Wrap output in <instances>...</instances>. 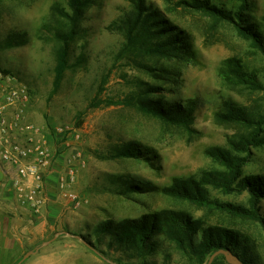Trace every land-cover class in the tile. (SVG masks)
Wrapping results in <instances>:
<instances>
[{"label":"rangeland","instance_id":"374dc122","mask_svg":"<svg viewBox=\"0 0 264 264\" xmlns=\"http://www.w3.org/2000/svg\"><path fill=\"white\" fill-rule=\"evenodd\" d=\"M196 1L94 0L78 21L80 31L69 45L71 67L59 84L58 34L71 28L67 0L0 1V69L27 85L29 118L49 135L54 160L40 215L52 209L58 214L52 232L16 252L13 264L57 232L59 239L49 246L70 241L86 246L88 256L81 255L79 264H208L212 255L202 263L163 235L145 258L117 242L128 220L166 211L189 214L205 234L246 238L247 253L230 252L264 264V228L257 220L167 191L174 178L191 179L218 204L252 208L249 191L227 193L209 182L208 174L225 167L208 152L245 155L234 144L248 138L253 126L229 119L227 102L255 120L264 116V91L234 74L241 64L264 84V52L231 20L197 9ZM207 1L230 16L246 5L241 24L264 43V0ZM136 19L140 23L130 36L126 23ZM132 37L141 38L142 49L129 45ZM174 37L182 38V50L154 53L145 40ZM189 100L197 102L191 129L138 107L143 101L176 111ZM128 148L135 156L122 155ZM240 180L264 181V144L252 148ZM258 205L264 215V197ZM211 264L230 263L218 254Z\"/></svg>","mask_w":264,"mask_h":264},{"label":"trees","instance_id":"16d2710c","mask_svg":"<svg viewBox=\"0 0 264 264\" xmlns=\"http://www.w3.org/2000/svg\"><path fill=\"white\" fill-rule=\"evenodd\" d=\"M93 2L94 0H67L71 13L65 12V15L70 19L71 28L67 32L58 34L59 39L63 43V47H61L57 52L56 82L58 84L64 78L65 72L71 67L69 45L80 31L77 29L78 21L82 18V15L86 11L87 7ZM195 3V7L199 10L219 18L231 20L244 38L252 40L253 43L264 52V43L260 36L251 31L249 28L243 27L241 24L244 11L248 9L246 5L242 4L240 10L233 14V16H230L216 5L209 3L207 0H197ZM141 8L142 7L139 5V12H141ZM139 19H141L140 16ZM139 19H136L133 22L128 21L126 23L130 36H132L137 30L140 23ZM145 22L147 23L146 19L142 21V24ZM127 39L130 46L142 49L143 42L141 41V38L132 37ZM156 39L161 40L156 41ZM181 39L182 38L178 37L145 38L148 49L154 53H167L170 50H182V46L180 45V43H182ZM139 43H141L142 46ZM234 74L243 82L249 83L254 88L262 89L264 91V84H261L258 76L245 71L243 65H235ZM131 103L134 104L133 100H131ZM196 103V101L189 100L187 101V104H184L178 108V110L168 112L157 107H151L143 101H140L138 107L143 111L158 115L173 124L185 126L188 129H191V125L194 121ZM227 103V117L232 120L252 125L253 131L248 138L239 144V146L234 144L237 149L245 152V155L243 156L234 155L229 151L226 152L217 148L208 152L209 155L224 165L225 170L220 173H210L207 178L210 183L220 187L227 193L236 191L242 192L245 190L249 191L251 194L252 208L246 209L233 204H218L203 194L199 190L197 182L191 179L174 178L173 184L167 188V191L174 196L189 200L198 205H215L233 209L237 214L257 220L264 228V215L260 213L258 205L259 199L264 197V181L257 183L256 181L247 182L240 180L242 168L249 162L250 155L252 154V148L264 144V116L255 120L247 116L245 111L240 107L235 106L230 102ZM95 105H101V101L98 100ZM134 154L135 151L132 148H128L122 153V155L127 157L133 156ZM158 235H163L171 240H174L183 250L197 256L202 263H204L216 251L221 249L232 252L236 251L237 254L239 253L238 249L241 253H247L248 251L246 238L241 241L238 237L234 236L225 237L212 234L209 235L207 233L205 234L199 230L198 220L192 219L189 214L181 211H166L161 214L146 216V219L142 221L128 220V222H125V225L120 228L117 234V242L123 244V246L125 245V247H131L137 255L145 258V256L150 252L155 251L157 247L155 238ZM221 256L224 257L222 254ZM240 257L245 263L250 264L246 258H243L241 255Z\"/></svg>","mask_w":264,"mask_h":264},{"label":"built area","instance_id":"2783aa9c","mask_svg":"<svg viewBox=\"0 0 264 264\" xmlns=\"http://www.w3.org/2000/svg\"><path fill=\"white\" fill-rule=\"evenodd\" d=\"M30 100L27 85L0 69V161L18 173L7 178L18 201L40 215L54 154L44 127L29 118ZM66 184L65 177H61V189Z\"/></svg>","mask_w":264,"mask_h":264},{"label":"crops","instance_id":"0c3cea01","mask_svg":"<svg viewBox=\"0 0 264 264\" xmlns=\"http://www.w3.org/2000/svg\"><path fill=\"white\" fill-rule=\"evenodd\" d=\"M17 175L14 167L0 161V264H13L16 252L23 251L34 241L43 240L54 229L51 222L57 214L56 210L52 209L48 213L34 215L24 208L18 201L11 183L7 182V178ZM59 236L31 251L32 254L20 264H79L81 255L85 258L88 256L86 246L77 242H58L49 246L57 241Z\"/></svg>","mask_w":264,"mask_h":264},{"label":"water","instance_id":"95a60500","mask_svg":"<svg viewBox=\"0 0 264 264\" xmlns=\"http://www.w3.org/2000/svg\"><path fill=\"white\" fill-rule=\"evenodd\" d=\"M61 234V232H57L54 237L46 242L43 243V245H46L48 243H50L51 241L55 240L56 238H58V236ZM70 234V233H68ZM88 247L92 248L93 250H95L87 241H85L83 238H80ZM32 254L31 251L27 252L24 256L23 259L28 258L30 255ZM218 254H224L228 260V262L230 264H246L244 261H242L237 255L233 254L232 252L225 250V249H221L219 251H216L210 258V261L208 264H211V262L213 261L214 257Z\"/></svg>","mask_w":264,"mask_h":264}]
</instances>
